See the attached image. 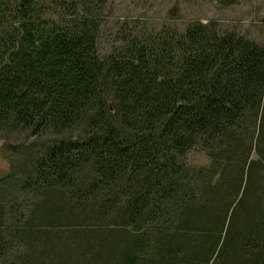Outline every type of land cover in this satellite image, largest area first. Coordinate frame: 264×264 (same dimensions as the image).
<instances>
[{"label":"trees","instance_id":"obj_1","mask_svg":"<svg viewBox=\"0 0 264 264\" xmlns=\"http://www.w3.org/2000/svg\"><path fill=\"white\" fill-rule=\"evenodd\" d=\"M48 1L0 0V264H264V45L196 21L103 55L107 0Z\"/></svg>","mask_w":264,"mask_h":264},{"label":"rangeland","instance_id":"obj_2","mask_svg":"<svg viewBox=\"0 0 264 264\" xmlns=\"http://www.w3.org/2000/svg\"><path fill=\"white\" fill-rule=\"evenodd\" d=\"M100 20L98 47L103 55L121 46L128 33H158L165 27L184 31L196 21L213 23L221 33H238L264 45V0H107ZM4 143L0 140V178L10 170ZM189 158L193 163H206L204 155L198 152L191 153ZM35 201L14 194L8 200L12 211L9 214H15L24 224Z\"/></svg>","mask_w":264,"mask_h":264},{"label":"water","instance_id":"obj_3","mask_svg":"<svg viewBox=\"0 0 264 264\" xmlns=\"http://www.w3.org/2000/svg\"><path fill=\"white\" fill-rule=\"evenodd\" d=\"M112 110H113V108H112Z\"/></svg>","mask_w":264,"mask_h":264}]
</instances>
